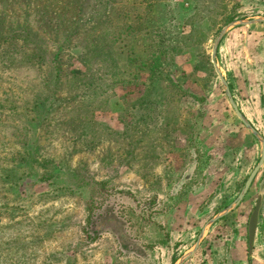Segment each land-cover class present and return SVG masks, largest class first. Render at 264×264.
<instances>
[{"label": "rangeland", "instance_id": "1", "mask_svg": "<svg viewBox=\"0 0 264 264\" xmlns=\"http://www.w3.org/2000/svg\"><path fill=\"white\" fill-rule=\"evenodd\" d=\"M255 36L264 0H0V264H264Z\"/></svg>", "mask_w": 264, "mask_h": 264}, {"label": "water", "instance_id": "2", "mask_svg": "<svg viewBox=\"0 0 264 264\" xmlns=\"http://www.w3.org/2000/svg\"><path fill=\"white\" fill-rule=\"evenodd\" d=\"M214 50H216V47L214 48ZM235 109L238 113L239 116H242L241 112L239 111L238 107L234 104ZM264 164V144H263V149H262V155H261V159L259 164L255 167V169L253 170V172L251 173V175L249 176L248 180H247V187H249L253 181V179L255 178V176L257 175V173L259 172L261 166ZM262 204H263V195L260 194L259 198L257 200V203L250 215L249 218V223H248V243H249V249L250 251L253 250L254 247V243H255V239H256V234H257V228H258V224H259V219H260V213H261V208H262Z\"/></svg>", "mask_w": 264, "mask_h": 264}, {"label": "crops", "instance_id": "3", "mask_svg": "<svg viewBox=\"0 0 264 264\" xmlns=\"http://www.w3.org/2000/svg\"><path fill=\"white\" fill-rule=\"evenodd\" d=\"M260 33V32H259ZM253 40H255V41H257V42H260V41H264V37H263V39H258V37L257 36H255V37H253ZM242 238V237H241Z\"/></svg>", "mask_w": 264, "mask_h": 264}]
</instances>
